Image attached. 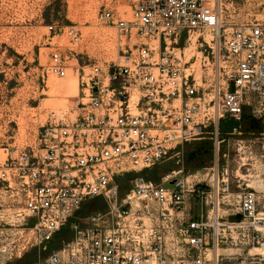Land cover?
I'll list each match as a JSON object with an SVG mask.
<instances>
[{"label": "built area", "instance_id": "obj_1", "mask_svg": "<svg viewBox=\"0 0 264 264\" xmlns=\"http://www.w3.org/2000/svg\"><path fill=\"white\" fill-rule=\"evenodd\" d=\"M124 3L129 14L99 16L114 30L113 60L69 51L73 117L47 122L22 150L0 149V191L22 242L44 247L100 200L40 264H264L254 252H264V203L230 175L221 133L248 107L264 122V7L227 26L220 0ZM77 35L67 31L72 43ZM67 69L54 51L51 73ZM206 140L210 164L185 173L183 147ZM167 163L175 169L160 182L149 177Z\"/></svg>", "mask_w": 264, "mask_h": 264}, {"label": "rangeland", "instance_id": "obj_2", "mask_svg": "<svg viewBox=\"0 0 264 264\" xmlns=\"http://www.w3.org/2000/svg\"><path fill=\"white\" fill-rule=\"evenodd\" d=\"M220 1L222 23L227 26L257 18L264 7V0ZM104 10L129 14L124 0H0V149L22 150L39 136L47 122L73 117L71 110L78 92L72 71L76 61L68 56L69 51L81 57L77 58L79 62L116 57L114 30L99 19ZM49 26H54L53 32L48 31ZM70 28L77 31L76 43L67 36ZM54 51L68 64L65 79L56 78L50 71ZM250 109L223 127L221 133L229 154L226 159L230 175L238 171L244 180L242 186L255 192L262 204L264 122L263 117L254 118ZM233 128L239 136L233 134ZM238 141L242 142L240 148ZM182 153L185 173L194 175L210 164L212 144L207 140L191 143L183 147ZM171 169L175 164L167 163L149 177L160 182ZM103 208L100 200L83 204L53 242L38 248L22 242L26 232L16 220L7 196L0 191V264L42 263L57 248L58 240L69 238L72 223Z\"/></svg>", "mask_w": 264, "mask_h": 264}, {"label": "bare ground", "instance_id": "obj_3", "mask_svg": "<svg viewBox=\"0 0 264 264\" xmlns=\"http://www.w3.org/2000/svg\"><path fill=\"white\" fill-rule=\"evenodd\" d=\"M255 251H258V253L261 251L262 254H264L263 250H261V249H256Z\"/></svg>", "mask_w": 264, "mask_h": 264}]
</instances>
